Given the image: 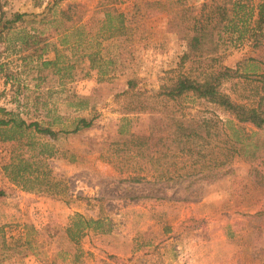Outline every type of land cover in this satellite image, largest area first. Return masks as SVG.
I'll return each instance as SVG.
<instances>
[{
	"label": "rangeland",
	"instance_id": "1",
	"mask_svg": "<svg viewBox=\"0 0 264 264\" xmlns=\"http://www.w3.org/2000/svg\"><path fill=\"white\" fill-rule=\"evenodd\" d=\"M145 1L148 0H48L47 6H53L54 11L68 9L80 32L92 26L87 21L94 13L101 18L100 4L122 11L127 30L114 46L105 37L107 33L102 34L101 68L107 70V75L99 76L86 63L76 60L69 78L49 73L36 81L34 69L22 68L15 50L18 44L13 41L15 32L23 29L32 33L35 28L42 32L36 35H48L43 54L46 59L54 57L52 46L65 56L71 54L72 32L66 31V45L62 46L59 31L53 32L55 22L42 24L38 16L30 21L31 15L46 11V1L39 0V4L33 0H0L5 16L14 11L26 14L19 26L0 35V76L9 75L14 80L13 85L9 81L0 91V99L4 98L0 106L28 120L32 87L38 83L48 87L47 104L55 106L56 114L92 118L89 127L50 141L57 153L45 162L50 179L57 183L52 189L57 193L25 191L8 181L0 169V188L4 189L0 199V264H264V183L257 182L259 173L264 175V124L257 130L246 125L247 131H256L255 155L234 157L227 172L214 180L186 186L183 180L156 181L148 173L136 182L112 183L126 176L114 166L121 163L111 161L117 150L123 149L113 143L122 139L118 128L121 125L124 130L137 132L145 126L148 116L145 112L128 111L141 99L123 93L126 80L134 82V90L152 93L169 84L178 72H190L188 65H178L184 43L165 30V14H151ZM84 49L82 40L76 51ZM77 52L69 59L73 60ZM218 53L214 66L233 69L241 58L251 56L261 62L256 69L259 73L260 64L264 63V40L255 49L247 41L236 46L222 42ZM109 56L113 57L111 63L107 62ZM222 86L232 99L243 102L254 96L256 82L234 77ZM66 94L87 96V106L75 110V100L65 101ZM153 104V108H159ZM178 107L182 112L206 111L225 119L215 107L191 96H184L173 105V109ZM123 116L129 121H122ZM7 150V143L0 142V164L6 160ZM62 151L66 157L60 155ZM131 163L144 166L138 159ZM100 197L108 198L103 208L110 218L111 230L88 231L74 246L62 232L68 217L74 212L86 218L97 217L101 205L95 198ZM45 222L57 232L51 239L34 236L28 228ZM62 249L69 250V255L64 254V260L55 256L52 261L53 254ZM74 249L76 258L70 256ZM108 255L113 257L107 258Z\"/></svg>",
	"mask_w": 264,
	"mask_h": 264
},
{
	"label": "trees",
	"instance_id": "2",
	"mask_svg": "<svg viewBox=\"0 0 264 264\" xmlns=\"http://www.w3.org/2000/svg\"><path fill=\"white\" fill-rule=\"evenodd\" d=\"M35 1L39 3V0H33ZM44 1L45 6L50 4L48 0ZM50 2L54 4L53 1ZM145 6L150 9L151 14H165V30L174 33L184 43L178 65H188L190 72H178L169 84L152 93L134 90V82L130 78L126 80L127 88L123 93L141 99L128 111L145 112L148 116L145 126L137 132L124 130L121 125L118 128L117 133L122 139L114 140L113 143L123 146V149L117 150L111 161L121 163V166H114L119 172H125L126 176L112 183L136 182L145 179L148 173L156 181L163 183L183 180L186 181V186L214 180L227 172L234 157L244 154L253 157L258 150L257 141L253 138L256 131H247L246 125L257 130L264 124V63L260 64L259 73L256 69L261 62L251 56L241 58L233 69L221 64L214 65L218 60L219 43L227 42L236 46L247 41L252 49L262 44L264 0H148L145 1ZM52 7L47 6L46 11L40 15H31L30 21L38 16V22L42 24L55 22L53 32L59 31V44L62 46L66 45V31L72 32L71 54L65 56L63 51L52 46L54 57L43 58L48 35H36L42 32L35 28H32V33L19 29L15 32L13 41L18 44L15 50L19 53L22 68L26 66L29 70L34 69L36 81L43 79L42 74L49 73L69 78L72 62L78 60L86 63L89 69L96 70L99 76L107 75V70L101 68L100 40L104 32L113 46L121 40L127 30L122 11L113 5L100 4L101 18H96L94 13L87 21L96 29L93 30L88 25L90 28L86 32H80L68 9L54 11ZM25 15L14 11L5 16L0 10V35L10 32L16 24L19 26ZM82 40L85 49L77 52L76 45ZM75 52L77 56L70 60ZM112 59L109 56L107 62L111 63ZM195 72L197 75L190 74ZM234 77L246 80L251 78L255 81L254 96L246 97L243 102L232 99L222 84ZM3 78L5 84L10 81V85H13L14 80L9 75ZM43 88L38 83L32 87L29 104L31 118L28 120L21 118L18 112L0 106V142L8 145V154L6 160L1 162L0 169L8 181L25 191L57 193L52 190L57 183L50 179V170L45 162L57 153L50 141L58 135L74 134L89 127L92 118L56 114L55 106L49 107L51 105L47 104L48 87ZM184 96L212 105L225 115V119L212 112L186 113L179 107L173 109V105H177ZM73 99L75 110H82L87 106V96H64L67 102ZM154 102L159 107L158 110L152 107ZM120 119L128 122L130 118L123 116ZM55 125L57 128H54ZM60 155L66 157L65 151ZM135 159L142 161L148 168L131 163ZM257 182L264 183L263 174L259 173ZM3 196L4 189L0 188V199ZM95 200L101 205L97 217L86 218L79 212L68 217L62 232L64 238L74 246L88 231L107 233L111 230L110 218L103 208L108 198L100 197ZM28 228L34 236L39 234L45 239H51L57 234L49 222L37 228ZM0 242L2 247L1 229ZM26 243L30 246L31 242L28 239ZM60 253L63 255L60 256ZM68 253L69 250H57L52 261L55 256L64 260V254L67 256ZM70 256L76 258L77 250L74 249Z\"/></svg>",
	"mask_w": 264,
	"mask_h": 264
},
{
	"label": "built area",
	"instance_id": "3",
	"mask_svg": "<svg viewBox=\"0 0 264 264\" xmlns=\"http://www.w3.org/2000/svg\"><path fill=\"white\" fill-rule=\"evenodd\" d=\"M6 85H8V82L5 84L3 76H0V91H3L6 88ZM3 101H4V98L2 97L0 99V105H2Z\"/></svg>",
	"mask_w": 264,
	"mask_h": 264
}]
</instances>
